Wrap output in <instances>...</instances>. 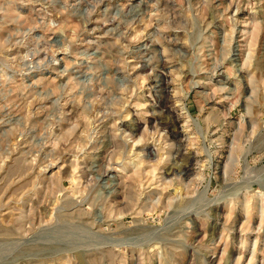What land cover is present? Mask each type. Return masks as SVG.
<instances>
[{"label":"rangeland","instance_id":"374dc122","mask_svg":"<svg viewBox=\"0 0 264 264\" xmlns=\"http://www.w3.org/2000/svg\"><path fill=\"white\" fill-rule=\"evenodd\" d=\"M0 264H264V0H0Z\"/></svg>","mask_w":264,"mask_h":264},{"label":"bare ground","instance_id":"6f19581e","mask_svg":"<svg viewBox=\"0 0 264 264\" xmlns=\"http://www.w3.org/2000/svg\"><path fill=\"white\" fill-rule=\"evenodd\" d=\"M175 126V125H174Z\"/></svg>","mask_w":264,"mask_h":264}]
</instances>
